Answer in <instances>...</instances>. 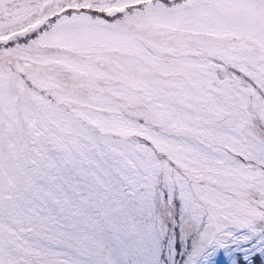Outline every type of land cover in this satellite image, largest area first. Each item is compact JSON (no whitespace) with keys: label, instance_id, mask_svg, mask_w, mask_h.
Listing matches in <instances>:
<instances>
[{"label":"snow or ice","instance_id":"obj_1","mask_svg":"<svg viewBox=\"0 0 264 264\" xmlns=\"http://www.w3.org/2000/svg\"><path fill=\"white\" fill-rule=\"evenodd\" d=\"M0 264H264V0H0Z\"/></svg>","mask_w":264,"mask_h":264}]
</instances>
